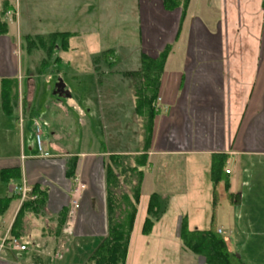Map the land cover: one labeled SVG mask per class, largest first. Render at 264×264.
<instances>
[{
	"label": "crops",
	"instance_id": "1",
	"mask_svg": "<svg viewBox=\"0 0 264 264\" xmlns=\"http://www.w3.org/2000/svg\"><path fill=\"white\" fill-rule=\"evenodd\" d=\"M22 1L0 0V12L5 4L14 8L4 14L7 29L0 34V201L9 200L0 213V238L17 234L26 249H3L0 264H52L61 261L72 244L85 264L107 232L105 171L113 157H126L124 162L142 171L125 264H130L131 255L137 264L147 250L151 253L148 264H164L166 258L167 264H205L203 257L182 246L178 236L182 219L189 230L213 227L242 264H264V0H187L184 9L173 10H166L161 0H135L140 50L134 69H101L114 64L111 48L91 53L84 66L94 74L95 83H101V73L130 79L132 118L123 107L118 115L108 109L106 135L113 143L98 151L71 149L70 138L75 137L71 109L76 103L61 79L42 105L36 104L44 66L53 55L52 51L47 55L42 46L33 52L21 44L35 37L47 40L55 33H67L70 40L79 32L31 35L27 29L22 33ZM47 1L48 6L57 3ZM63 3L68 11L83 12L86 19L101 0ZM150 8L152 14L160 10L166 22L156 24L161 27L148 40L144 29ZM198 36L211 40L214 49L195 50ZM150 41L154 42L151 46ZM166 46L156 114L150 136L147 131L143 136L133 129L139 116L131 75L139 70L141 54L155 58ZM31 55L37 58L36 65L28 62ZM60 61L54 58L55 63ZM72 65L79 71L77 61ZM43 82L49 84L50 77L45 76ZM3 89L10 91L8 98ZM104 98L110 108L122 106L118 99L111 100V94ZM78 115L84 113L78 110ZM141 155L146 159L137 166ZM213 161L222 163L216 183L211 177ZM71 164L72 176H68ZM123 177L118 176V188ZM24 181L43 191L40 212L23 207L32 201H21L13 194V187ZM125 184L130 188V183ZM121 192L122 202L123 195H130L129 190ZM153 193L165 198L167 207L150 232L143 234ZM73 196L78 207L71 218L66 250L57 259L53 252L62 239ZM220 198L225 201L221 209Z\"/></svg>",
	"mask_w": 264,
	"mask_h": 264
},
{
	"label": "rangeland",
	"instance_id": "2",
	"mask_svg": "<svg viewBox=\"0 0 264 264\" xmlns=\"http://www.w3.org/2000/svg\"><path fill=\"white\" fill-rule=\"evenodd\" d=\"M55 1H57V3L51 6H48L49 3L47 0H23L21 2L20 21L22 33L27 29V33L31 35L67 30L79 32L75 37H71L70 40L66 37V45L63 44V40L60 37H56L54 40L52 49L53 58L44 66V72H42L43 79H40L42 83L39 85V94L36 99V104L41 106L46 94L55 91L56 85L59 79H61L62 82L65 83L66 88L71 91L72 98L76 103L74 104V108L71 107L73 108L71 109V113L72 118H74V123L71 122L70 127L74 128L75 136L74 138H70V143H72L70 145L71 149L76 148L78 151H98L105 148L107 149L110 144L113 143V140L109 139L106 135L109 133L107 126L110 124L108 122L107 110L110 109L118 115L119 110L123 107L124 112L128 113L126 115L129 119L132 118L129 116V108L133 98L131 92L128 91L129 88H127L130 79H121V76H116L115 73L113 76H108L110 73L106 75L101 73V83H95L94 74L92 72L90 73L87 68L84 70V66L91 53H99L106 48H111L113 50L112 61L114 64L109 66L102 65L101 69H107L106 72L134 69L133 67H135L134 63L136 60L134 58L138 56L140 50V42L136 28L138 20L135 0H101V5L97 6L86 19L83 17V12H78L77 10L68 11L66 5L63 3L64 0ZM74 1L79 2L81 0H71V3H74ZM151 8L145 20L146 28L144 29L148 40L153 39L156 35L155 28L157 30L158 28L160 29L164 22H166V17L164 18L160 10L155 9L154 14H152ZM48 9H53V11L50 12ZM153 22L155 23L154 25L152 24ZM156 24H160L161 26L158 27ZM197 39L200 42L196 44L194 41L195 46L193 44V48L195 50L210 52L214 49L211 40L205 39L203 36H198ZM21 44L25 46V48L23 46V49H29L33 52L39 49L36 44H28L27 41ZM148 44L151 46L154 42L150 41ZM64 46H66V49L63 48ZM22 54H24V51H22ZM32 57L28 59V62H33L34 65H36L37 58L34 59V56ZM55 57H59L61 61L55 63ZM76 61L78 62L79 71L73 70L74 67L72 64L76 63ZM24 62L23 60V64ZM45 76L50 77L49 84L43 82ZM131 77L133 80L131 85L132 91L135 88L133 86L134 83L138 80L135 74H132ZM107 94L112 95L113 99L111 100L113 102L118 99L122 106L120 105L113 108L106 106L104 97ZM42 95H44V97ZM65 98L66 96L60 97V99L64 100ZM78 110H81L84 115H78ZM109 116L111 115L109 114ZM136 119L134 118L138 124H133V129H139L141 134L146 136V131L149 129L146 112L136 117ZM112 165L118 167L114 161H112ZM126 179H128L127 175L121 178L123 181ZM120 186L121 188H118L120 192L121 190L124 192L129 190L125 182L120 184ZM121 194L122 192L118 195L120 199ZM224 206L225 201L221 202L220 198L219 208L221 209ZM168 218L169 217L165 220L171 224V218ZM55 251L53 255H55ZM150 254L151 253L147 250V252L139 257L137 264H148L147 258ZM135 258L136 256L131 255L130 264H136ZM82 259L83 256L78 253L76 246L72 244L70 246V252L65 253L61 261H53L52 264H84ZM164 262V264H167V258Z\"/></svg>",
	"mask_w": 264,
	"mask_h": 264
},
{
	"label": "trees",
	"instance_id": "3",
	"mask_svg": "<svg viewBox=\"0 0 264 264\" xmlns=\"http://www.w3.org/2000/svg\"><path fill=\"white\" fill-rule=\"evenodd\" d=\"M163 7L166 10H173L179 6L184 9L187 0H161ZM12 5L5 4L0 12V34L6 33V22L3 19L7 11H12ZM60 37L63 44L66 45L67 33L51 34L47 40L40 37L32 38L28 44L32 43L37 46H42L44 51L51 53L54 46V39ZM66 49V46L63 47ZM169 47L166 46L157 57L150 58L147 55L141 54L139 70L134 73L137 76L133 96L135 98V113L141 116L146 112L149 129L147 130L150 136V129L153 117L156 114V102L159 87V79L162 73L163 62L166 57ZM4 98H8L10 91L3 89ZM4 100V99H3ZM6 100V99H5ZM6 103V101H5ZM136 165H143L146 156L141 155ZM126 157H113L105 171V194H106V210H107V232L100 244L87 259L85 264H125L127 246L132 230V225L136 213V206L139 200V188L142 178V171L137 167H130L126 162ZM112 161L116 162L118 167L112 165ZM124 164V165H123ZM221 162L213 161L211 168V177L213 183H216L219 178ZM118 169V170H117ZM73 164L67 167V175L72 176ZM127 175L125 183H130L129 195H123L122 202L118 195L121 193L118 190V176ZM129 181V182H128ZM36 194V199L32 202L24 203L23 207L31 208L34 212H40L43 209L44 197L43 191L35 186L32 188ZM123 193V192H122ZM215 195V192H214ZM9 200L0 201V213H3L8 206ZM167 207V200L157 193H153L149 197L147 205V215L143 222L142 233L148 234L153 224L158 221L164 214ZM18 238L17 234L13 237ZM179 239L182 246L190 253L201 256L205 264H242L239 258L229 252L224 239L217 234L213 227L208 230H189L185 219L181 220L179 225Z\"/></svg>",
	"mask_w": 264,
	"mask_h": 264
},
{
	"label": "built area",
	"instance_id": "4",
	"mask_svg": "<svg viewBox=\"0 0 264 264\" xmlns=\"http://www.w3.org/2000/svg\"><path fill=\"white\" fill-rule=\"evenodd\" d=\"M36 140H37V143H38V146L40 149L39 126L37 124H36ZM226 172L228 173L229 170H226ZM76 191H77V188H76L74 194L76 193ZM12 192L21 201H26V200L33 201L36 199V194L33 193L32 187L29 184H27L25 181L19 185L14 186ZM77 207H78L77 199H76V197L73 196L71 199L70 207H69L68 212H67V222L65 224V227L62 230L63 237L60 240L59 247L55 251L54 257L57 259H61L63 257L65 250H66L65 249V243H66L67 236L70 234L71 218L75 214ZM6 248H10L13 250H18V251H23L26 249L25 245L20 243L13 236H5V237L0 238V252Z\"/></svg>",
	"mask_w": 264,
	"mask_h": 264
},
{
	"label": "bare ground",
	"instance_id": "5",
	"mask_svg": "<svg viewBox=\"0 0 264 264\" xmlns=\"http://www.w3.org/2000/svg\"><path fill=\"white\" fill-rule=\"evenodd\" d=\"M37 115V114H36ZM30 121V120H29Z\"/></svg>",
	"mask_w": 264,
	"mask_h": 264
}]
</instances>
